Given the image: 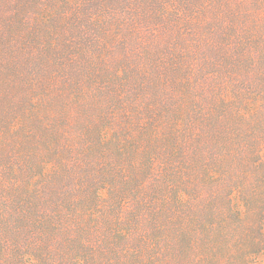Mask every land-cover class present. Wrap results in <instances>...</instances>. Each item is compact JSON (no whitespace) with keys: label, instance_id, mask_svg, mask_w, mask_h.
Masks as SVG:
<instances>
[{"label":"trees","instance_id":"16d2710c","mask_svg":"<svg viewBox=\"0 0 264 264\" xmlns=\"http://www.w3.org/2000/svg\"><path fill=\"white\" fill-rule=\"evenodd\" d=\"M264 0H0V264H258Z\"/></svg>","mask_w":264,"mask_h":264},{"label":"rangeland","instance_id":"374dc122","mask_svg":"<svg viewBox=\"0 0 264 264\" xmlns=\"http://www.w3.org/2000/svg\"><path fill=\"white\" fill-rule=\"evenodd\" d=\"M258 264H264V255L262 256Z\"/></svg>","mask_w":264,"mask_h":264}]
</instances>
